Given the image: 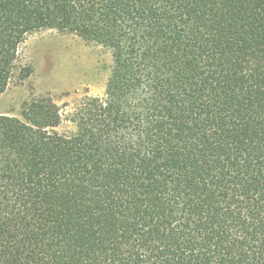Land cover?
Returning a JSON list of instances; mask_svg holds the SVG:
<instances>
[{
    "label": "trees",
    "instance_id": "obj_1",
    "mask_svg": "<svg viewBox=\"0 0 264 264\" xmlns=\"http://www.w3.org/2000/svg\"><path fill=\"white\" fill-rule=\"evenodd\" d=\"M42 29L112 64L0 113V264H264V0H0V96Z\"/></svg>",
    "mask_w": 264,
    "mask_h": 264
},
{
    "label": "rangeland",
    "instance_id": "obj_2",
    "mask_svg": "<svg viewBox=\"0 0 264 264\" xmlns=\"http://www.w3.org/2000/svg\"><path fill=\"white\" fill-rule=\"evenodd\" d=\"M112 64L109 48L76 33L42 29L25 36L18 47L13 76L0 96V113L20 116L24 103L48 96L58 105L60 124L73 128L70 114L84 98L102 96Z\"/></svg>",
    "mask_w": 264,
    "mask_h": 264
}]
</instances>
